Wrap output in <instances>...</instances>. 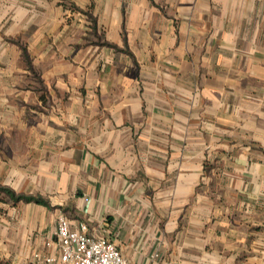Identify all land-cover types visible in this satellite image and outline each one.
<instances>
[{"label":"crops","instance_id":"0c3cea01","mask_svg":"<svg viewBox=\"0 0 264 264\" xmlns=\"http://www.w3.org/2000/svg\"><path fill=\"white\" fill-rule=\"evenodd\" d=\"M0 187V264H264V0H0Z\"/></svg>","mask_w":264,"mask_h":264},{"label":"built area","instance_id":"2783aa9c","mask_svg":"<svg viewBox=\"0 0 264 264\" xmlns=\"http://www.w3.org/2000/svg\"><path fill=\"white\" fill-rule=\"evenodd\" d=\"M55 243L52 252H37L34 264H130L117 246L104 236L89 232L85 223L73 228L64 215H60L55 227Z\"/></svg>","mask_w":264,"mask_h":264},{"label":"trees","instance_id":"16d2710c","mask_svg":"<svg viewBox=\"0 0 264 264\" xmlns=\"http://www.w3.org/2000/svg\"><path fill=\"white\" fill-rule=\"evenodd\" d=\"M0 192H4L15 202L23 201L26 203H36L39 205L47 206V202L41 197L26 196V195H22V194L17 195L12 190H10L8 188H2V187H0Z\"/></svg>","mask_w":264,"mask_h":264}]
</instances>
